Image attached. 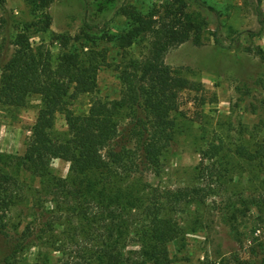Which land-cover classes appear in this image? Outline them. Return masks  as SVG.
I'll use <instances>...</instances> for the list:
<instances>
[{"label":"rangeland","instance_id":"1","mask_svg":"<svg viewBox=\"0 0 264 264\" xmlns=\"http://www.w3.org/2000/svg\"><path fill=\"white\" fill-rule=\"evenodd\" d=\"M175 1L53 0L45 8L42 0H0V61L11 57L16 35L29 26L34 33L31 43L46 44L56 65L62 48L59 41H52L51 33L69 34L85 43V24H89L90 40L97 49L109 51L110 66L100 70L95 96L117 100L123 88L119 69L123 51L105 35L126 31L124 9L143 11L153 4L165 11ZM183 1L186 13L206 20L203 41L196 44L191 39L169 51L165 61L192 81L196 91L180 96L174 140L158 172L147 171L132 185L138 193L159 191L167 197L183 189L199 193L197 200L183 202L168 214L183 230L181 238L169 245L170 264H264V162H249L237 154L243 148L253 151L264 138V0ZM47 15L52 26L50 32H43L37 24ZM75 47L81 50L79 42ZM129 51L138 58L142 46ZM91 97L81 94L69 99L66 111L56 118L57 137H66L67 115L88 112ZM40 107L37 95L24 108L0 104V155L25 153ZM205 153L217 157L204 160ZM69 169V163L54 160L51 172L66 178ZM10 171L28 194L0 226V264H74L76 243L81 242L72 239L74 220H57L60 214L44 194L43 179L15 167ZM201 171H206V179L200 178ZM46 222H54V229L38 238ZM136 241L131 238L127 250L136 251ZM98 242L89 246L103 243ZM17 243L21 246L15 253Z\"/></svg>","mask_w":264,"mask_h":264},{"label":"trees","instance_id":"2","mask_svg":"<svg viewBox=\"0 0 264 264\" xmlns=\"http://www.w3.org/2000/svg\"><path fill=\"white\" fill-rule=\"evenodd\" d=\"M42 2L49 8L53 0ZM186 8L183 0H176L165 11L153 4L143 11L135 7L123 10L126 31L119 36L105 35V40L123 51L119 65L123 88L120 98L112 101L95 96L99 72L110 63L109 51L97 49L94 39L90 40L93 27L89 24H85V43L69 34L51 33L52 41H59L62 48L56 65L46 44L31 43L33 27L16 35L11 57L0 61V104L24 108L37 95L41 107L25 153L0 155V226L18 204L27 201L25 186L10 171L15 167L43 179L44 194L60 214L59 222L74 220L72 239L81 238L74 264H170L169 245L181 238L183 230L168 214L183 202L197 200L199 193L183 189L168 197L159 191L144 194L132 183L147 171L158 172L162 156L174 140L180 96L196 91L192 81L165 61L172 49L191 39L196 44L203 41L206 20L186 13ZM39 24L41 31L50 32L51 16ZM78 42L81 50L75 47ZM137 46L142 51L135 58L129 50ZM81 94L92 96L88 112L67 115L66 137H57V115L66 111L69 99ZM237 154L262 164L264 138L253 151L243 148ZM215 157L216 153H205L203 158ZM54 160L70 164L66 178L52 175ZM200 176L206 179V171ZM54 226V222L44 223L37 237L42 238ZM131 238L137 240L136 251L127 250ZM96 239L103 243L90 247ZM19 246L14 245L15 253Z\"/></svg>","mask_w":264,"mask_h":264}]
</instances>
